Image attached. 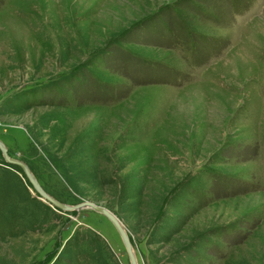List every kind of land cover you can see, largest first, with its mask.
Segmentation results:
<instances>
[{"label": "rangeland", "instance_id": "obj_1", "mask_svg": "<svg viewBox=\"0 0 264 264\" xmlns=\"http://www.w3.org/2000/svg\"><path fill=\"white\" fill-rule=\"evenodd\" d=\"M0 140L139 264H264V0H0ZM0 264L131 262L0 150Z\"/></svg>", "mask_w": 264, "mask_h": 264}, {"label": "water", "instance_id": "obj_2", "mask_svg": "<svg viewBox=\"0 0 264 264\" xmlns=\"http://www.w3.org/2000/svg\"><path fill=\"white\" fill-rule=\"evenodd\" d=\"M0 150L3 154V157L5 161L8 164L16 165L22 169L25 176L29 180L30 184L32 185L33 189L37 192V196L45 201H47L49 204L53 205L54 207L60 209L61 211H81L83 209H92L105 217H107L112 224L117 229L118 233L121 236V239L124 243V246L127 250L129 259L131 264H139L137 260V256L131 241V238L120 220V218L110 209H108L105 206L96 204L92 201H83L77 204H67L65 202L60 201L59 199L52 196L50 193H48L40 184L34 173L32 172L31 168L28 166L27 163H25L23 160L17 159L12 157L9 152L8 148L5 146V144L0 140Z\"/></svg>", "mask_w": 264, "mask_h": 264}, {"label": "trees", "instance_id": "obj_3", "mask_svg": "<svg viewBox=\"0 0 264 264\" xmlns=\"http://www.w3.org/2000/svg\"><path fill=\"white\" fill-rule=\"evenodd\" d=\"M149 219H151V222H152L151 224H153V222L155 221V218H153L152 216H150ZM151 224H150V225H151ZM151 226H152V225H151Z\"/></svg>", "mask_w": 264, "mask_h": 264}]
</instances>
